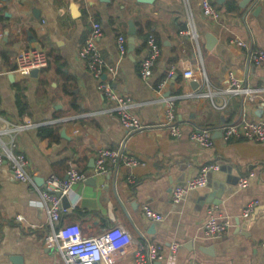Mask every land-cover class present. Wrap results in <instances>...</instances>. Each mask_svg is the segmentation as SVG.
I'll return each mask as SVG.
<instances>
[{
	"label": "crops",
	"instance_id": "crops-1",
	"mask_svg": "<svg viewBox=\"0 0 264 264\" xmlns=\"http://www.w3.org/2000/svg\"><path fill=\"white\" fill-rule=\"evenodd\" d=\"M213 3L222 14L218 20L203 15L199 0H0V130L27 120L47 122L15 136V151L28 157L34 179L45 181L53 173L66 177L71 165L90 174L67 194L70 207L62 212V228L75 225L83 236H93L122 225L134 243L164 254L147 264H264V141L226 140L221 131L242 119H264V91L257 100L222 92L230 71L245 85L264 88V63L252 64L248 49L231 42L239 37L250 48L264 50V0ZM94 20L104 32L98 47L118 72L114 86L133 98L135 113L152 127L127 136L119 118L105 111L110 102L81 56ZM130 20L137 30L133 49ZM190 22L196 38L185 32ZM120 33L127 38L124 54L117 43ZM150 37L159 56L145 79L140 68ZM37 45L47 51L48 66L37 76L14 71L17 53ZM198 64L205 67L218 107L201 93L207 88L194 90L191 83L199 79L184 76ZM169 97L175 100L180 137L158 126ZM197 128L213 131V146L191 139ZM124 140L128 152L144 162L133 170L134 183L126 166L94 172L97 151L117 148ZM10 141L9 134H0V144ZM211 166L210 172L219 174H211L209 187L173 202L175 186ZM244 177L249 183L240 187ZM215 199L221 203L209 202ZM249 205L252 212L244 217ZM145 207L163 218L148 217ZM210 207L230 221L222 237L205 236ZM47 232L39 192L16 180L7 162L0 164V264H15V256L21 258L18 264H65L59 250L46 244ZM113 264H136L134 245L115 253Z\"/></svg>",
	"mask_w": 264,
	"mask_h": 264
},
{
	"label": "built area",
	"instance_id": "built-area-1",
	"mask_svg": "<svg viewBox=\"0 0 264 264\" xmlns=\"http://www.w3.org/2000/svg\"><path fill=\"white\" fill-rule=\"evenodd\" d=\"M203 15L218 20L221 18V11L213 3V0H199ZM192 13L190 12V21ZM193 38L197 37L193 23L185 30ZM102 24L96 20L93 21L92 30L85 44L81 49V56L85 60L87 68L95 77L100 80L99 88L110 102V106L105 109L111 115L119 118L127 136L133 133L146 130L152 125L145 124L135 113L134 108L137 105L130 95L120 92L113 84L117 78V69L109 65L98 47V41L103 36ZM126 35L120 33L117 37V43L122 54L127 50ZM232 43L239 47L248 49V61L259 66L264 63V50L250 48L249 44L239 37H234ZM148 54L141 62L140 74L147 79L153 74V67L159 56V46L153 37L147 42ZM16 66L14 71L22 75H31L35 69L41 70L48 66L49 56L47 51L41 46H29L20 50L16 55ZM170 71L168 78L173 75ZM104 75L106 77H104ZM186 78L199 79L200 88H207L208 91L201 92L210 97L213 101L214 93L211 83L203 64H198L197 68H188L184 71ZM230 84L222 90L227 94H241L247 96L250 100H257L261 97L264 88H253L245 85L237 77L234 71L229 72ZM164 120L158 126L168 128L170 134L174 137H180L183 134L180 123L176 120L175 100L172 97L165 98ZM213 104L217 106L214 101ZM218 107V106H217ZM264 109V105H263ZM47 124V122H18L11 126H6L0 130V134L7 133L11 136L9 145L0 144V164L7 162L13 177L21 182L32 185L41 198V203L47 214V228L45 242L48 246L57 248L65 264H113L115 253L124 250L128 246L134 245V255L136 264H147L155 260H162L164 254L154 246L145 248L142 244L134 243L133 237L122 225H114L104 229L101 233L93 236H83L80 229L75 225L61 227L63 207L62 196L67 195L74 184L86 180L90 174L71 165L67 171L66 177H60L57 174H50L42 185H39L28 170L30 162L23 152H16L15 136L18 132L29 127H38ZM222 136L226 140L234 138H245L256 142L264 141V119L251 120L242 119L239 122L228 123L221 128ZM191 139L204 147L214 145L213 131L208 128H197L191 133ZM144 162L136 156L130 154L126 149V140L117 148L102 147L97 151L95 157V173H107L111 170H117L120 166H126L129 169L128 180L130 183L136 181L134 168L143 165ZM211 167H205L202 171L189 178L185 183L173 188L171 197L173 202H181L188 192L193 189L202 188L208 183V172ZM249 183V178L244 177L240 180L239 186L245 187ZM60 191L61 196L55 192ZM148 217L160 220L162 215L154 212L149 207H145ZM252 212V205H249L243 212L244 217H249ZM22 220L23 216L18 215ZM205 236L208 238H219L226 234L230 228V221L222 218L216 207H210L207 211V218L203 223ZM177 244L173 246L174 249Z\"/></svg>",
	"mask_w": 264,
	"mask_h": 264
},
{
	"label": "water",
	"instance_id": "water-1",
	"mask_svg": "<svg viewBox=\"0 0 264 264\" xmlns=\"http://www.w3.org/2000/svg\"><path fill=\"white\" fill-rule=\"evenodd\" d=\"M104 1H110V0H104ZM139 1H141V2H152V1H154V0H139ZM136 32H137V30H136V25H135V23H134L133 20H130V21H129V30H128V33H129V35H130L129 42H130V48H131V49H133V47L135 46ZM210 37H211V36H210ZM211 38H212V37H211ZM209 47H210V46H209ZM38 72H39V70H38V69H35V70L32 71L31 74L34 75V76H37ZM104 77H106V76L104 75ZM191 84H192L194 90H199V89H200V82H199L198 80H193ZM211 174H213V176L215 177L216 174H219V172H214V171L210 172V171H209V172H208V183H207L206 186H204V187H202V188H205V187H209V186H210V184H211ZM35 180L38 182L39 185H42V183H43V181H44V179H41V178H35ZM199 189H200V188H199ZM55 193H56L58 196H61V192H60V191H57V192H55ZM215 194H216V193H215ZM218 194H219V193H218ZM220 199H221V198H220ZM220 199L209 200V202H213L214 204H220V203H221V200H220ZM62 203H63V207H64V208H68V207H70V203H69V201H68V196H67V195H63V196H62ZM152 226H153V225H152ZM152 226H151V227H152ZM12 260L14 261L15 264H18V263H20L21 258L15 256V258H13Z\"/></svg>",
	"mask_w": 264,
	"mask_h": 264
}]
</instances>
